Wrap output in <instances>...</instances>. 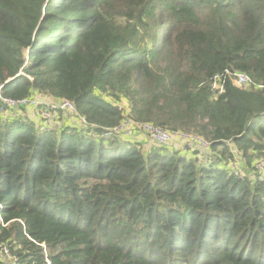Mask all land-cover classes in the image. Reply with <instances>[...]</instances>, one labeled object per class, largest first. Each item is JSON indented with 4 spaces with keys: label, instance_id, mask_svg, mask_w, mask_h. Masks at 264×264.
I'll return each instance as SVG.
<instances>
[{
    "label": "trees",
    "instance_id": "trees-1",
    "mask_svg": "<svg viewBox=\"0 0 264 264\" xmlns=\"http://www.w3.org/2000/svg\"><path fill=\"white\" fill-rule=\"evenodd\" d=\"M226 69L249 85L210 97ZM0 85L96 125L0 113V244L21 263L264 264V174L228 165L264 158V0H0ZM126 120L210 148L99 136Z\"/></svg>",
    "mask_w": 264,
    "mask_h": 264
},
{
    "label": "built area",
    "instance_id": "built-area-1",
    "mask_svg": "<svg viewBox=\"0 0 264 264\" xmlns=\"http://www.w3.org/2000/svg\"><path fill=\"white\" fill-rule=\"evenodd\" d=\"M226 79H230L234 85L242 88L248 86L250 83L247 75L244 73L226 69L223 75H216L210 80V97H217L222 92ZM1 87L2 85H0V90ZM12 109H21V114L27 117V119L29 116L33 117L36 121L34 125L39 131H52L57 133L65 123H74L84 129H94L96 127V125L89 123L84 117L78 114L72 102L68 100H54L46 95L34 94L28 97L11 98L2 96L0 92V113L7 114ZM130 129H136L145 138L146 142L142 143L144 152L148 151L147 144L150 145V143L172 145V143L176 142L185 145L191 150H200L203 153L208 152L210 148V143L197 135L181 131H168L153 126L150 123H134L133 120H126L118 125L106 128L99 136L108 137L115 135L123 138L126 137L124 136L126 131ZM233 149L231 147L233 158L228 162V165L234 175L241 179L253 178L256 173L258 178L263 176L264 158L257 161L256 169L250 170L251 174H249L247 169L240 163V158L237 157ZM0 264L24 263L18 260L8 245L0 244ZM47 264H50L48 260Z\"/></svg>",
    "mask_w": 264,
    "mask_h": 264
},
{
    "label": "crops",
    "instance_id": "crops-1",
    "mask_svg": "<svg viewBox=\"0 0 264 264\" xmlns=\"http://www.w3.org/2000/svg\"><path fill=\"white\" fill-rule=\"evenodd\" d=\"M31 110V109H30ZM21 114V112H20ZM139 136H141V133L140 132H137L136 130L134 131H131L129 133H127L126 137L130 140H134V139H138ZM144 141L146 142L145 138L143 137Z\"/></svg>",
    "mask_w": 264,
    "mask_h": 264
},
{
    "label": "rangeland",
    "instance_id": "rangeland-1",
    "mask_svg": "<svg viewBox=\"0 0 264 264\" xmlns=\"http://www.w3.org/2000/svg\"><path fill=\"white\" fill-rule=\"evenodd\" d=\"M9 112H10V111H9ZM18 114H20V113H18ZM26 118H27V117H26ZM26 118H25V119H26ZM28 120L32 121L33 124L36 122L35 119H34L33 117H31V116H29Z\"/></svg>",
    "mask_w": 264,
    "mask_h": 264
}]
</instances>
